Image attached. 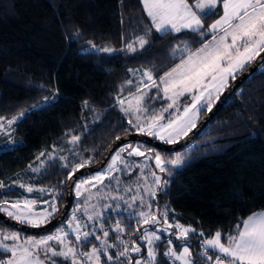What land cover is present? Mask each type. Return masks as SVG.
<instances>
[{
	"label": "trees",
	"instance_id": "trees-1",
	"mask_svg": "<svg viewBox=\"0 0 264 264\" xmlns=\"http://www.w3.org/2000/svg\"><path fill=\"white\" fill-rule=\"evenodd\" d=\"M195 2L189 0L190 4ZM216 18L205 19V27ZM141 36L148 43L143 48L133 43L136 51H128L126 45ZM210 38L208 33L203 42ZM185 44L195 50L201 40L186 31L161 36L151 25L141 0H0V117L17 120L10 134L0 133V183L5 185L0 188V203L43 189L45 192L38 196L52 197L49 202L57 209L49 221L56 217L65 203L73 166L84 161H91L86 165L96 163L117 137L135 132L119 100L143 89L149 111L166 103L159 89L141 88L139 71L149 70L159 79L188 53L181 50ZM104 47L116 51H97ZM206 113L201 110L200 119ZM73 136L79 140L72 142ZM128 144L139 146L145 155H130L131 149L119 152ZM149 149L159 152L165 161L183 154L182 164H165L170 171L160 173L161 185L167 180L166 187L161 188L155 183L156 177H151L155 153ZM118 152L121 159L116 161L115 170L105 174L103 183L87 186L89 191L81 196L74 189L73 206L56 228L41 234L24 233L49 235L80 221L92 235L88 242L71 238L79 252H89L92 244L103 247L107 240L115 245L107 248L114 260L107 261L106 256L101 259L105 264H119L115 253L123 249V240L135 264L136 259L146 256L147 241L140 239L141 235L157 228L166 230L157 232L161 241H154L157 264H173L163 257L168 239L173 240V247L190 245L193 258L200 264H214L200 255L205 250L200 242L216 232L226 239L249 215L264 210V69L252 73L186 147L168 151L129 142L113 153L104 169L79 180L106 173ZM41 155L51 158L40 164ZM28 187L33 191H27ZM121 196L123 200L113 199ZM133 196L137 197L135 203ZM148 203L161 221L157 225L137 223L140 218L135 213L148 211ZM117 204L120 208L113 210ZM165 211L167 223H163ZM97 213L110 217L104 223L108 237L103 236V221ZM73 214L78 215L75 221ZM117 220L125 229L122 233L114 230ZM175 223L191 226L195 232L188 234L187 241L170 237L169 233L179 234ZM168 224L173 227L168 228ZM0 228L20 231L2 220ZM136 245L141 246L140 254L131 251ZM9 256L0 251V261ZM52 260L70 264L61 257Z\"/></svg>",
	"mask_w": 264,
	"mask_h": 264
},
{
	"label": "snow or ice",
	"instance_id": "snow-or-ice-1",
	"mask_svg": "<svg viewBox=\"0 0 264 264\" xmlns=\"http://www.w3.org/2000/svg\"><path fill=\"white\" fill-rule=\"evenodd\" d=\"M141 4L150 19L151 25L154 26L155 31L161 36L170 33H180L186 31L194 34L201 40V46L195 50L185 44L182 51H188L187 59L175 65L170 71L164 73L159 78V83L151 72H146L144 75L151 82L145 84L144 87H156L163 92V99L171 101L163 111H168L176 106L177 98L183 97L185 94L196 93L191 96L192 103L183 109V114L175 118H169L167 123H159L164 120V116L159 113H154L150 117V122L145 127L144 125H133L138 128V131L147 136H155L161 141L168 144H175L179 137L187 136L188 133L196 127V119L201 110L211 112L215 100H219L220 94L228 87L229 79L235 80L239 72H241L245 65H250L251 62L260 57L258 67L264 69V0H196L194 4H190L189 0H141ZM196 9V10H194ZM220 9V12H217ZM216 15L215 22L205 27L204 20ZM211 33V38L207 42H203L204 36ZM191 38V37H190ZM138 42L140 48H143L148 41L143 37H138V41L128 43L126 48L130 52H135L136 48L133 43ZM91 44V42H89ZM92 48H96L91 44ZM100 52H115L112 48L97 49ZM131 83V82H129ZM143 91V89H138ZM143 96L135 97V104L129 101V108L135 112L147 111L141 107ZM87 103V102H85ZM124 103L123 100L120 101ZM200 105V107H197ZM125 111H128L125 109ZM179 111V109H177ZM139 120V117H137ZM14 121H9L11 124ZM132 123V121H129ZM119 139V137H117ZM79 140V137L73 136L72 142ZM130 155L144 156L145 151H141L139 146L133 147L128 144L119 149V152L128 151ZM147 151L154 152V160L160 172H168L170 169L165 167V164L176 166L183 163L181 153L175 154V159L165 161L159 152L154 149ZM119 152L116 158L112 160V165L115 166L116 161L121 157ZM63 159V158H62ZM91 161H84L75 164L68 174V179L71 180L76 171L86 166ZM63 167H68L64 164ZM109 171H111L109 169ZM155 176V173H153ZM105 173L94 175L91 180H77L73 181V187L76 195L81 196L83 192L89 191L85 185H93L103 183ZM155 183L161 188L166 187L167 180L161 185V178L156 176ZM5 185L0 183V188ZM20 187H25L20 185ZM130 190V189H129ZM31 192V187L27 188ZM41 191H44L41 189ZM155 196V192L151 193ZM90 198V197H89ZM114 200H123L121 197H113ZM136 196L132 197V202L135 203ZM31 203L24 201L23 206L20 202L9 204L4 200L0 203V211H3L9 218L16 220L18 223L27 224L31 227H41V225L49 222V218L57 211L54 202L50 203L51 212L45 210L43 213H35L31 209ZM128 208L131 204L125 201ZM141 206L144 201L140 198ZM7 205V206H5ZM107 208L113 209V205H107ZM120 205H115L113 210L119 209ZM148 211H137L135 213L140 219L137 223L143 225H157L161 221L157 219L155 214H152V204H147ZM10 209H14L12 211ZM78 210V209H77ZM102 219L100 229L103 231V236L108 237L109 232L104 230V223L110 217H102L100 213L96 214ZM132 214L129 215V219ZM75 221L77 218L75 214L71 218ZM88 219L92 220L93 216L88 215ZM121 221L117 220L115 224V232L122 233L125 231L120 226ZM163 223H167V212L163 213ZM71 224V221L69 222ZM172 224H168V228H172ZM175 228L179 230V234L169 233L168 235L175 236L177 240L187 241L188 234L195 232V229L184 227L176 224ZM239 229L234 235H228L226 239H222V233L216 232L212 238L200 242V246L205 250L202 257L205 261H214V264H264V213L253 214L242 221V226L237 225ZM139 231V228L136 229ZM158 231H166L162 229L153 228L151 231H145L140 239L147 241L146 256H141L135 260V264H157V246L154 241H161L162 237L157 234ZM75 240L88 242L92 232L85 231L81 235V226L79 223L75 224ZM203 236V233L199 234ZM68 233L62 228L58 229L55 234L48 235L41 239H26L24 245L9 247L2 241L20 239L18 233L8 234L0 231V249L4 252L10 253L8 259L0 261V264H46L51 261V264H56L52 257H61L63 260L70 261V264H85L86 261H91L92 264H105L101 257L106 256L107 261H113L114 256L107 253V248L115 245L108 244L104 240L103 247H97L95 244L91 245L90 252H78L75 247H71V242L67 239ZM95 239H101L96 236ZM60 245L62 250L57 249L51 242ZM169 246L163 253L165 260L175 259L181 261L182 264H200L199 259L193 258V253L190 251V245L181 243L173 247V240L166 241ZM124 245L123 249L115 253V258L119 260V264H132L133 258L129 255V248L127 244L121 240ZM179 249V254H178ZM211 250V253L209 252ZM132 252L140 254L141 246L136 245L131 248ZM46 258L41 260L40 255ZM79 257H84L81 261ZM123 258L122 260L120 258ZM163 264V262H162Z\"/></svg>",
	"mask_w": 264,
	"mask_h": 264
},
{
	"label": "rangeland",
	"instance_id": "rangeland-1",
	"mask_svg": "<svg viewBox=\"0 0 264 264\" xmlns=\"http://www.w3.org/2000/svg\"><path fill=\"white\" fill-rule=\"evenodd\" d=\"M194 10H196V9H194ZM213 22H215V20H213ZM188 54L189 53H187L185 56H183L181 58V60L187 59ZM181 60L178 62V64L181 62ZM245 67H246V65H245ZM146 72H150V71L149 70H142V71H139V74H141V77H142V79L140 80L141 83H142V87L141 88H145L147 90L149 88L144 87V85L145 84H150L151 82L144 75ZM153 79H155L157 81V83H159V79L155 78L154 76H153ZM230 80L231 79H229V81ZM152 88H156V87H152ZM146 93H147V91H144V90L142 92L141 91H136V92H134V93H132L130 95H127L126 97H123V98H121L119 100V103H120L121 100L124 101L123 104H121V103L120 104H121V106H122V108H123L124 111H125V109L128 110V111H125V112H126V114L128 116V119H130V121H132V124L133 125H144L146 127L147 124L150 122V117L154 113H159V114H162L164 116V120L160 121L159 123H161V124L167 123V121H168L169 118H175L177 116H181L183 114V109L185 107L191 105V103H192L191 96L196 94V93L185 94L183 97L177 98L176 106L174 108H172V109H169L166 112L163 111V109L169 103H171V101H169V100H166V103L163 104V105H161V106H157L156 105L155 106L156 108L151 112V111L148 110V108H147V106L145 105V102H144V100L146 98ZM162 94H163V92H162ZM141 95L143 96V100L141 102V107L143 109H147V111L135 112V111H133L132 109L129 108V101H132V103L134 105L135 104V97L141 96ZM197 107H200V105H197ZM177 109H179V111H177ZM200 116H201V114L199 113V116H198V118L195 121L196 124L199 121ZM137 117H139V120L137 119ZM9 121H14V122L11 123V124H9L8 123ZM16 121L17 120L15 118H13V119H6V118H1L0 117V133L10 134L12 132V130H13V126L15 125ZM134 128H135V132L141 133V132L138 131V128L137 127H134ZM151 137H154L158 141H161L160 139H158L155 136H151ZM182 137H184V136L179 137L178 141ZM161 142L165 143L164 141H161ZM49 157H50V155L48 157H46V159H45V156L41 155V157H40L41 159H40V162L39 163L40 164H44L46 162V160H48L47 158H49ZM147 160H149V158H147ZM150 161L151 160H149V162L147 164H151ZM154 164L155 165L152 166V168H151V173H150L151 174V177L159 176L160 173H161L160 170H159V168L156 166L155 160H154ZM115 168H116V165L115 166H111L109 169L111 171H113V170H115ZM109 169H108V171L106 173L105 172H103V173L109 174V172H111V171H109ZM153 173H155V176L153 175ZM97 174H100V173H97ZM97 174H94V175H97ZM92 177L89 178L88 180H91ZM97 183L98 182H96L95 184H97ZM85 186L86 187L87 186L91 187L93 185H85ZM149 188H151V187H149ZM44 192L45 191H41V189H37V191L34 192L32 195L29 194L28 196H25V197H23L21 199H11V200H8L7 199V201L9 202V204L16 203V202H20L22 206H23V202L24 201H29V202H33L34 201V203H31V209H32L33 212H35V213H43L45 210L51 212L52 209L50 207V203H46V202H49L52 199V197L49 196V197H47V199H44L42 195L41 196H38V194H40V193L43 194ZM5 206H7V205H5ZM10 210L15 211L14 209H10ZM1 212H3V211H1ZM258 213H264V210L255 212L253 214H258ZM253 214H251V215H253ZM251 215H249V216H251ZM75 216L77 217L78 215L76 214ZM62 229L68 233V237H67L68 241L71 242L72 241L71 238H73L75 240V235H76V233H75V223L72 226L68 227V228L66 226L65 227L63 226ZM0 231L6 232L8 234H11V233L15 232V233H18L20 235V239L17 240V241H15V242L12 241V240L2 241V243L7 244L9 247L24 245V241L26 239H29V238H32V239H41V238H44V237L48 236V235H28V234H26L24 232H21V231H10V230L4 229V228H0ZM85 231H90L91 232V230L89 228H87V229L86 228H81V235ZM53 234H55V233H52V234H49V235H53ZM81 241H83V239ZM51 243L53 244V246L57 247V249L62 250V247L60 245H56L54 241L51 242ZM24 246H28V245H24ZM70 246L76 248V246L75 245H72V243L70 244ZM0 251H4V250L3 249H0ZM77 251L79 252L78 249H77ZM9 255H10V253H9ZM6 259H8V257ZM40 259L41 260H46V258L42 255V252H41V255H40ZM79 259L81 261H84L85 260L84 257H79ZM46 264H51V261H47L46 260ZM56 264H58V261H56ZM85 264H92V262L91 261H86Z\"/></svg>",
	"mask_w": 264,
	"mask_h": 264
},
{
	"label": "water",
	"instance_id": "water-1",
	"mask_svg": "<svg viewBox=\"0 0 264 264\" xmlns=\"http://www.w3.org/2000/svg\"><path fill=\"white\" fill-rule=\"evenodd\" d=\"M261 56H264V53H261ZM260 63V57H257L246 69H244L235 80H232L228 87L223 91L222 94L219 96V100H217L211 112H207L200 121L196 124V127L193 128L187 136L182 137L177 143L175 144H167L161 141H158L154 137L144 135L142 133H129L119 137L116 139L105 151L103 156L99 161L94 164L86 165L85 167L79 169L75 172L72 176V179L68 181L67 184V192L65 196V203L61 208L59 214L51 219L48 223L41 225V227H31L27 224L18 223L16 220L9 218L3 212L0 211V220H2L5 224L29 233V234H41L45 232H49L56 228L68 215L70 212L73 203H74V187L73 181H77L81 177L85 175H89L95 172H98L106 167L108 164L111 156L113 153L121 146L129 142H143L148 145H151L155 148L161 150H168V151H178L187 145H189L195 138L208 126V124L215 118L218 112L222 109L226 101L235 93V91L242 85V83L255 71L259 69L258 64Z\"/></svg>",
	"mask_w": 264,
	"mask_h": 264
},
{
	"label": "built area",
	"instance_id": "built-area-1",
	"mask_svg": "<svg viewBox=\"0 0 264 264\" xmlns=\"http://www.w3.org/2000/svg\"><path fill=\"white\" fill-rule=\"evenodd\" d=\"M77 223H79L80 226H81V228H83V224H82L80 221L77 222ZM169 261H171L173 264H182L181 261H178V260H175V259H171V260H169Z\"/></svg>",
	"mask_w": 264,
	"mask_h": 264
},
{
	"label": "crops",
	"instance_id": "crops-1",
	"mask_svg": "<svg viewBox=\"0 0 264 264\" xmlns=\"http://www.w3.org/2000/svg\"><path fill=\"white\" fill-rule=\"evenodd\" d=\"M176 224H180V225H183L184 227H187V228H191V229H194L193 227H191V226H188V225H184V224H181V223H175L174 224V226L176 225ZM178 230V229H177ZM179 231V230H178ZM190 233H192V232H190Z\"/></svg>",
	"mask_w": 264,
	"mask_h": 264
}]
</instances>
